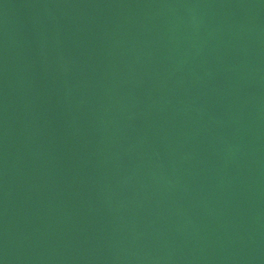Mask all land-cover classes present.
Segmentation results:
<instances>
[{
    "label": "water",
    "instance_id": "obj_1",
    "mask_svg": "<svg viewBox=\"0 0 264 264\" xmlns=\"http://www.w3.org/2000/svg\"><path fill=\"white\" fill-rule=\"evenodd\" d=\"M0 264H264V0H0Z\"/></svg>",
    "mask_w": 264,
    "mask_h": 264
}]
</instances>
